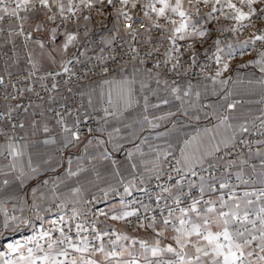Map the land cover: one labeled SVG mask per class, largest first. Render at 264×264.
Returning a JSON list of instances; mask_svg holds the SVG:
<instances>
[{
  "label": "snow or ice",
  "instance_id": "6c2138e0",
  "mask_svg": "<svg viewBox=\"0 0 264 264\" xmlns=\"http://www.w3.org/2000/svg\"><path fill=\"white\" fill-rule=\"evenodd\" d=\"M0 240L264 264V0H0Z\"/></svg>",
  "mask_w": 264,
  "mask_h": 264
},
{
  "label": "crops",
  "instance_id": "0c3cea01",
  "mask_svg": "<svg viewBox=\"0 0 264 264\" xmlns=\"http://www.w3.org/2000/svg\"><path fill=\"white\" fill-rule=\"evenodd\" d=\"M245 71H251L250 69L249 70H241V74H243ZM7 240H0V244H3V243H6Z\"/></svg>",
  "mask_w": 264,
  "mask_h": 264
},
{
  "label": "built area",
  "instance_id": "2783aa9c",
  "mask_svg": "<svg viewBox=\"0 0 264 264\" xmlns=\"http://www.w3.org/2000/svg\"><path fill=\"white\" fill-rule=\"evenodd\" d=\"M233 67H235V64H233Z\"/></svg>",
  "mask_w": 264,
  "mask_h": 264
}]
</instances>
